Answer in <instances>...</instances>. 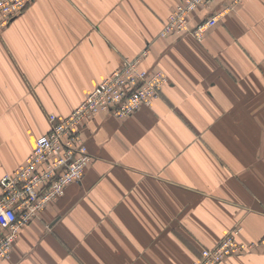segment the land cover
I'll list each match as a JSON object with an SVG mask.
<instances>
[{
  "label": "crops",
  "instance_id": "1",
  "mask_svg": "<svg viewBox=\"0 0 264 264\" xmlns=\"http://www.w3.org/2000/svg\"><path fill=\"white\" fill-rule=\"evenodd\" d=\"M182 1L32 0L0 30V179L49 113H71L123 59L149 48L142 66L169 77L132 114L81 125L82 181L20 227L0 264H193L235 226L253 246L220 264H264V0H243L201 41L161 34Z\"/></svg>",
  "mask_w": 264,
  "mask_h": 264
},
{
  "label": "built area",
  "instance_id": "2",
  "mask_svg": "<svg viewBox=\"0 0 264 264\" xmlns=\"http://www.w3.org/2000/svg\"><path fill=\"white\" fill-rule=\"evenodd\" d=\"M31 2L0 0V30L20 16ZM211 2L183 0L169 15L161 34L186 31L190 13ZM227 10H221L190 27L192 34L203 40L206 32ZM147 52L145 49L141 55L122 62L68 115L49 113L51 126L48 132L36 138L32 152L23 163L1 177L0 261L13 251L21 226L41 218L47 205L63 197L70 184L82 181L92 155L80 130L81 125L101 111L119 118L126 117L143 103H151L160 95L169 77L162 70L142 66L141 61ZM246 246L235 235H230L217 248L205 249L201 253L203 259L195 264H216L229 251L243 250Z\"/></svg>",
  "mask_w": 264,
  "mask_h": 264
},
{
  "label": "rangeland",
  "instance_id": "3",
  "mask_svg": "<svg viewBox=\"0 0 264 264\" xmlns=\"http://www.w3.org/2000/svg\"><path fill=\"white\" fill-rule=\"evenodd\" d=\"M219 1H221V0H212V2L211 3H209V4H207V5H205V6H201V7H207V6H209V7H211L212 5H214V4H216L217 2H219ZM243 0H229V3H227V4H225L224 5V7L222 8V9H219V10H214L213 12H212V14H210L208 17L210 18V17H212V16H214L215 14H218L221 10H224V9H226V8H228V10L226 11V12H224L221 16H220V18H219V20L226 14V13H228L229 11H231V10H233V9H235L236 7H237V5L238 4H240L241 2H242ZM29 6V5H28ZM28 7H26L25 9H24V11L27 9ZM23 11V12H24ZM174 11V10H173ZM172 11V12H173ZM171 12V13H172ZM170 13V14H171ZM169 14V15H170ZM191 14V13H190ZM169 17V16H168ZM205 18H207V17H205ZM168 19V18H167ZM219 20H218V22H219ZM201 21V20H200ZM217 22V23H218ZM166 23V22H165ZM165 23H164V26H163V29H164V27H165ZM198 23V22H197ZM189 24V25H188ZM188 29H186V31H183L182 33H171V34H168V35H172V36H181V35H183L185 32H187V31H191V33H192V28H190V27H192L191 25H190V22L188 21ZM163 29H162V31H163ZM162 31H161V33H162ZM204 39V38H203ZM147 49H149V48H147ZM145 50V49H144ZM139 55H141V54H139ZM139 55H137V56H139ZM137 56H135V57H137ZM134 57V58H135ZM144 58H145V56L143 57V59H142V61L141 62H143V60H144ZM129 58H125V59H123V61L122 62H124V61H126V60H128ZM131 59V58H130ZM138 66H136V68H137ZM141 67V66H140ZM144 67V66H143ZM144 68H147V67H144ZM141 69V68H140ZM155 69V68H154ZM116 70V69H115ZM156 70H161L160 68H156ZM114 71V70H113ZM112 71V72H113ZM163 71V70H162ZM165 73V72H164ZM113 74V73H112ZM107 77V76H106ZM105 79V78H104ZM101 82V81H100ZM93 91V90H92ZM91 91V92H92ZM90 92V93H91ZM160 95H161V92H160ZM159 95V96H160ZM83 101V100H82ZM80 104V103H79ZM78 104V105H79ZM147 104V103H146ZM149 104V103H148ZM117 117V116H116ZM48 118H49V115H48ZM41 135V134H40ZM39 136V135H38ZM37 136V137H38ZM36 137V138H37ZM88 145V144H87ZM241 227L240 226H235V227H233L226 235H224V237L218 242V243H216V244H214V245H212V246H208V247H204L202 250H201V252H200V254L197 256V258L194 260V262H193V264H195L196 263V261H198L199 259H203V256H201V253H203V251L205 250V249H214V248H217L218 246H219V243L224 239H226V238H228L230 235H235V237H236V239L238 240V241H240V242H245L246 244H247V246H246V248L245 249H239V250H237V251H235V252H231V251H229L228 253L229 254H227V255H225L223 258H222V260H220L218 263H216V264H220L223 260H225L227 257H229V256H232V255H241V254H244L245 252H247L248 251V249H250V247H252L253 246V244H251V243H249V242H247V241H244V240H241V239H239V235H240V233H241Z\"/></svg>",
  "mask_w": 264,
  "mask_h": 264
}]
</instances>
